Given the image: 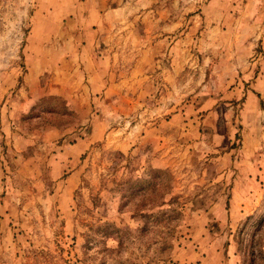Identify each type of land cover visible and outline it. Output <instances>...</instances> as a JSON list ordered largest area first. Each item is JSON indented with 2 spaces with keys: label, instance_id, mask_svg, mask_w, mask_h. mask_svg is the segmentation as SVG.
<instances>
[{
  "label": "rangeland",
  "instance_id": "1",
  "mask_svg": "<svg viewBox=\"0 0 264 264\" xmlns=\"http://www.w3.org/2000/svg\"><path fill=\"white\" fill-rule=\"evenodd\" d=\"M0 264H264V0H0Z\"/></svg>",
  "mask_w": 264,
  "mask_h": 264
},
{
  "label": "crops",
  "instance_id": "2",
  "mask_svg": "<svg viewBox=\"0 0 264 264\" xmlns=\"http://www.w3.org/2000/svg\"><path fill=\"white\" fill-rule=\"evenodd\" d=\"M91 43H93V42H91Z\"/></svg>",
  "mask_w": 264,
  "mask_h": 264
}]
</instances>
